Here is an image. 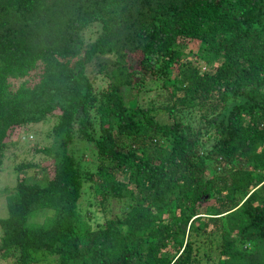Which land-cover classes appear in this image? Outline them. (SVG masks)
I'll return each instance as SVG.
<instances>
[{
  "label": "trees",
  "instance_id": "16d2710c",
  "mask_svg": "<svg viewBox=\"0 0 264 264\" xmlns=\"http://www.w3.org/2000/svg\"><path fill=\"white\" fill-rule=\"evenodd\" d=\"M41 122L0 260L264 264V0H0V169Z\"/></svg>",
  "mask_w": 264,
  "mask_h": 264
},
{
  "label": "rangeland",
  "instance_id": "374dc122",
  "mask_svg": "<svg viewBox=\"0 0 264 264\" xmlns=\"http://www.w3.org/2000/svg\"><path fill=\"white\" fill-rule=\"evenodd\" d=\"M98 27L92 26L87 31L84 32V39L85 42H88L90 39H94V37L97 35ZM191 51H194L193 47L190 49ZM202 63V62H201ZM203 66V63H202ZM18 82H13V87L15 88L17 86ZM147 99L151 98L152 95L149 94L148 96H145ZM134 99L130 98L128 99V104H131ZM48 123L41 122L36 125H32L25 129L24 132L20 134L18 139L10 145L6 151L5 156L3 159V163L1 165L0 169V218H5L7 216V209L5 204V197L6 195H9L11 192V188L13 187L15 180L17 179L16 173L13 171V167L21 162H29L30 160H34L35 162L41 163L43 162V158L35 156L33 152L31 151L33 144L36 143H42V145L47 144V142H44L45 138H43V135L47 133L48 130ZM78 145L80 146V151L76 152V154H80L83 146H92L91 143L79 141ZM91 148V147H90ZM90 148L87 150L89 151ZM89 154V152H87ZM34 157V158H33ZM87 159V158H86ZM25 176H20V178H23ZM33 177L29 176L26 179L31 180ZM49 179V177H48ZM6 192H5V190ZM94 218V220L100 221V214L96 212L91 213ZM52 215V211L48 209H41L37 211L31 212L28 222L29 223H37L41 224L45 218ZM0 229V234H1ZM53 257L46 255L43 258H39V262L36 264H52ZM12 262L9 259L0 260V264H11Z\"/></svg>",
  "mask_w": 264,
  "mask_h": 264
}]
</instances>
